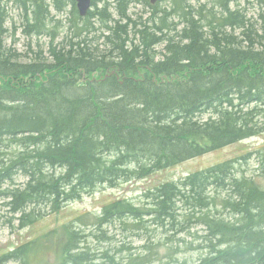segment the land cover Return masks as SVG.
Here are the masks:
<instances>
[{"label":"trees","instance_id":"trees-1","mask_svg":"<svg viewBox=\"0 0 264 264\" xmlns=\"http://www.w3.org/2000/svg\"><path fill=\"white\" fill-rule=\"evenodd\" d=\"M9 1L23 5L28 34H44L46 19L60 13V0ZM176 1L164 10L148 0L146 16L131 11L137 4L109 14L93 0L85 17L74 12L79 22L48 57L12 60L0 44V201L9 215L0 212V220L26 228L101 186L147 179L264 133V11L248 16L240 0H222L214 11L204 2L195 16ZM103 28L100 49L92 34ZM252 158L258 172L239 176L238 160ZM84 217L95 227L119 222L153 242L158 230L165 237L153 245L144 239L148 252L130 253L125 263L106 251L102 264H147L161 247L168 264H264V148L161 182L142 203L119 198L77 219ZM73 227L64 224L56 264L95 262ZM34 243L3 253L0 264H33ZM188 250L198 259L178 257Z\"/></svg>","mask_w":264,"mask_h":264},{"label":"rangeland","instance_id":"rangeland-1","mask_svg":"<svg viewBox=\"0 0 264 264\" xmlns=\"http://www.w3.org/2000/svg\"><path fill=\"white\" fill-rule=\"evenodd\" d=\"M66 1L69 3L71 0ZM123 1L124 2H120L119 0H95L98 8H104L105 12L109 11L110 13H113L117 10V7L119 8V6L120 10H124L127 7H129L127 8L129 10L137 4V6L131 9L132 12H135L136 14L143 13L146 16L150 14L147 11L148 7L144 6L147 4L148 0ZM171 1L172 0H160L158 3L163 9L169 10V8H171ZM217 1L185 0L187 4L191 5L190 9L195 8L196 11L200 10V7L204 6L205 3V10L210 7V9L214 11L212 4H220V0ZM238 3V7H243L248 16H252L253 14L256 15L258 12L264 11V2L258 3L256 0H240ZM3 5L5 6V11L8 13V19L5 24V29L7 31L0 39V44L2 46L1 51L9 53L12 60L18 61H31L35 58L48 57L51 45L58 47L57 44L62 41L63 35L66 33V29L71 28L69 19L73 16L75 11H78L76 4V10H74L71 5H68V8L62 13L53 11V14L46 19L47 22L45 23V27L43 29L45 32L44 34H38L37 31L32 34H28L26 30L29 29L28 24L31 20L29 22L27 21V13L22 7L23 5L21 6L20 3L14 4L9 0L7 3L6 0H4ZM217 8L218 7H216V10ZM91 9H94V7L92 6L90 10ZM31 11L33 13L34 10ZM97 14L101 13L98 12ZM136 14H134V16H136ZM78 15L84 17L80 14V11ZM170 19L172 18L170 17ZM75 21H77V19ZM95 24H97V22ZM104 30L105 28L99 29L95 31L96 33L94 32L92 34L94 38L93 45L100 49L105 46L104 39L103 37L99 39L96 38H98L99 34H101ZM61 45L62 44H60L59 47ZM163 47L164 45H159L158 49L162 50ZM104 75H106L105 72ZM262 148H264V133L234 144L226 145L205 155L191 158L174 167H168L160 170L147 179L121 182L114 187L101 186L93 192L86 194L81 200L69 203L62 211H60V213L54 215L49 214L51 216L48 215L49 217L46 216L39 223L24 229L16 227L13 228L8 226L6 222H3V220H7L9 215L5 206L0 201V212L4 214L3 220H0V255L14 249L22 243L32 240L35 242L31 252L32 255L30 256L33 264L59 263L61 261L63 245L66 240V230L64 228V224L72 221L74 225L73 228L81 230L83 231V234H85L91 254L98 256L97 258H99L95 262H91L89 264H102L104 259H101L100 256H103L102 254L106 251L125 263L127 262L130 253L134 252L136 255L139 253L146 254L148 252L146 247H142L144 239H146L148 244H155L157 240L165 242V237L161 231L158 230L156 232L158 239L156 242H153L150 241L148 237L134 235L133 231L128 226L119 222L110 226L95 227L90 222H85L87 220L85 217L83 218V221L78 220L77 218L83 215L93 216L94 214H99L102 207L106 203L118 198H127L134 203H142L144 193L161 182L166 180H178L181 177L186 176L188 173L205 169L227 159L240 158L249 152ZM238 162L239 176L242 173L247 176H252L258 172V166L255 158L249 159L248 161L239 159ZM182 248H185L184 245H182ZM160 251L161 255L152 256L151 261L147 262V264H168L170 259L164 256L166 247H161ZM178 257L181 259L185 258L195 261L199 257V252L188 250L180 253Z\"/></svg>","mask_w":264,"mask_h":264},{"label":"bare ground","instance_id":"bare-ground-1","mask_svg":"<svg viewBox=\"0 0 264 264\" xmlns=\"http://www.w3.org/2000/svg\"><path fill=\"white\" fill-rule=\"evenodd\" d=\"M34 1V0H33ZM120 2H124L123 0H119ZM160 0H158L156 3H158ZM181 1V0H180ZM194 1V0H193ZM217 1V0H216ZM220 1H222V0H220ZM258 3L259 2H264V0H256ZM53 2H54V0H53ZM57 2H59V0H57ZM131 2V1H130ZM150 2H151V0H150ZM177 1L175 0V3H176ZM217 2H219V1H217ZM104 3V2H103ZM115 3V2H114ZM152 3V2H151ZM156 3H152V4H156ZM181 3H182V1H181ZM254 3V2H253ZM68 2L66 1V0H60V2L58 3V7H59V9H60V13H62V12H64V8L66 7V6H68ZM108 4H109V2H108ZM186 4H187V2H186ZM54 5V4H53ZM100 5V4H99ZM115 5V4H114ZM117 5V4H116ZM120 5V4H119ZM118 5V6H119ZM131 5V4H130ZM169 5V4H168ZM179 5V4H178ZM177 5V6H178ZM190 5V4H189ZM213 6H215V7H218V3H213L212 4ZM251 5V4H250ZM258 5V4H257ZM122 6V5H121ZM182 6V5H181ZM255 6V5H254ZM9 7V6H8ZM104 7V6H103ZM126 7H127V5H126ZM174 7V6H173ZM199 7V6H198ZM3 8L5 9V6L3 5ZM78 8V7H77ZM90 8H92V0H91V6H90ZM123 8H124V6H123ZM129 8V7H128ZM254 8V7H253ZM262 8V7H261ZM102 9V8H101ZM104 9V8H103ZM125 9H127V8H125ZM124 9V10H125ZM238 9V8H237ZM242 10H244V11H246L243 7L241 8ZM8 10V9H7ZM112 10V9H111ZM110 10V11H111ZM130 10V9H129ZM165 10V9H164ZM175 10V9H174ZM241 10V11H242ZM80 11V9L78 8V12ZM93 11V10H92ZM107 12H109V11H107ZM171 12V11H170ZM173 12V11H172ZM98 13V12H97ZM100 13V12H99ZM105 13V12H104ZM110 13V12H109ZM125 13V12H124ZM123 13V14H124ZM242 13V12H241ZM247 13V12H246ZM243 14H244V12H243ZM68 15V14H67ZM246 15V14H245ZM72 16V15H71ZM195 16H200V14L199 13H196V10H195ZM65 17H66V15H65ZM161 17H163V16H161ZM174 17V16H173ZM205 17V16H204ZM207 17V16H206ZM164 18V17H163ZM198 18V17H197ZM200 18V17H199ZM247 18V17H246ZM6 19H8V13H7V11H6ZM63 19V18H62ZM78 20V17L76 16V15H74L73 14V16L69 19V22L71 23V28L72 27H74V26H76V21L75 20ZM207 20H205L204 22L205 23H207V21H208V17L206 18ZM80 20V19H79ZM79 20H78V22H79ZM112 20V19H111ZM99 21V20H98ZM102 21V20H101ZM68 22V21H67ZM84 22V21H83ZM81 24H82V22H81ZM85 24V23H84ZM88 24V23H87ZM169 24V23H168ZM171 24V23H170ZM77 25H78V23H77ZM120 25V24H119ZM167 26V25H166ZM170 26V25H169ZM77 27H79V28H81L80 26H77ZM86 27V26H85ZM91 27V26H90ZM162 27V26H161ZM168 27V26H167ZM64 28V27H63ZM62 28V29H63ZM113 28V27H112ZM122 28V27H121ZM170 28V27H169ZM168 28V29H169ZM82 29H84L83 27H82ZM85 29H87V28H85ZM224 29V28H223ZM74 30H75V28H74ZM170 31H171V28L169 29ZM61 31V30H60ZM88 32H89V29H88ZM87 32V33H88ZM164 32V31H163ZM73 33H75V32H73ZM78 33H80V31L78 32ZM77 33V34H78ZM83 33V32H82ZM96 33V32H95ZM104 33V35H106L105 33H106V29L101 33V34H99V36H98V39L99 38H102V34ZM79 35V34H78ZM80 35H81V33H80ZM84 35V34H83ZM178 35V34H177ZM85 36V35H84ZM74 37V36H73ZM97 37V36H96ZM159 38V37H158ZM72 39V38H71ZM80 39V38H79ZM138 41V40H137ZM141 41V40H140ZM15 42V41H14ZM145 42V41H144ZM137 43V42H136ZM143 43V42H142ZM192 43V42H191ZM151 48V47H150ZM164 48V47H163ZM146 59V58H145ZM151 61V60H150ZM19 74V73H18ZM22 74V73H21ZM19 76H21V75H19ZM2 84V83H1ZM4 84V83H3ZM152 85V84H151ZM118 92V91H117ZM170 99V98H169ZM167 100V99H166ZM171 101V100H170ZM168 105V104H167ZM162 106V105H161ZM188 106V105H187ZM186 108V107H185ZM158 109V108H157ZM156 109V110H157ZM166 109V108H165ZM163 110H164V108H163ZM167 110V109H166ZM170 112V111H169ZM161 114V113H160ZM162 115V114H161ZM165 115V114H164ZM151 116V115H150ZM39 139V138H38ZM3 140H7V139H3ZM5 143V142H4ZM6 144V143H5ZM11 144H13V145H15V143L14 142H12L11 141ZM27 145H30V144H28L27 143ZM26 145V146H27ZM9 146H10V144H9ZM33 146V145H32ZM24 147V146H23ZM29 147V146H28ZM27 148V147H26ZM19 151V150H18ZM25 151H26V149H25ZM9 152V151H8ZM8 152H6V153H8ZM11 152V151H10ZM6 153H4L5 155H6ZM180 153V152H179ZM28 154V153H27ZM3 155V154H2ZM1 155V156H2ZM21 155V154H20ZM20 155H18V156H20ZM8 156V155H7ZM24 156V155H23ZM6 157V156H5ZM16 157V156H15ZM8 158V157H7ZM1 159V158H0ZM3 159V158H2ZM20 159V158H19ZM256 159V158H255ZM12 161V160H11ZM131 172V171H130ZM99 173V172H98ZM132 173V172H131ZM128 174V173H127ZM81 190V189H80ZM258 195H260V194H258ZM261 196V195H260ZM259 196V197H260ZM253 198H254V196H253ZM2 216V215H1ZM1 218V217H0ZM13 218V217H12ZM9 219V218H8ZM109 220V219H108ZM7 221V220H6ZM5 221V222H6ZM126 223V222H125ZM198 224H201V223H198ZM75 230V229H74ZM170 231V230H169ZM82 236V235H81ZM133 238V237H132ZM150 238V237H149ZM216 238V237H215ZM214 238V239H215ZM219 240V239H218ZM79 241V240H78ZM81 241V240H80ZM212 242V241H211ZM209 243V242H208ZM78 244V243H77ZM212 244V243H211ZM75 245H76V243H75ZM153 245V244H152ZM209 246H210V243L208 244ZM21 251V250H20ZM66 251V250H65ZM25 253V252H24ZM134 253V252H133ZM69 254V253H68ZM71 254V253H70ZM74 254H76V253H74ZM84 254V253H83ZM90 254V253H89ZM151 254V253H150ZM157 254V253H156ZM19 255V254H18ZM108 255V254H107ZM110 255V254H109ZM81 256V255H80ZM84 256V255H83ZM152 256H153V254H152ZM151 256V257H152ZM201 256V255H200ZM98 257V256H97ZM106 257V256H105ZM112 257V256H111ZM115 257V256H114ZM150 257V258H151ZM19 258V257H18ZM92 258V257H91ZM113 258V257H112ZM84 259V258H83ZM109 259V258H108ZM155 259V258H154ZM76 261V260H75ZM113 262V261H112ZM74 263H76V262H74ZM79 263V262H78ZM77 263V264H78ZM118 263V262H117ZM145 263V262H144ZM132 264H134V263H132Z\"/></svg>","mask_w":264,"mask_h":264},{"label":"water","instance_id":"water-1","mask_svg":"<svg viewBox=\"0 0 264 264\" xmlns=\"http://www.w3.org/2000/svg\"><path fill=\"white\" fill-rule=\"evenodd\" d=\"M158 0H151L152 3H156ZM77 6L80 9V14L85 16L91 6V0H76Z\"/></svg>","mask_w":264,"mask_h":264}]
</instances>
